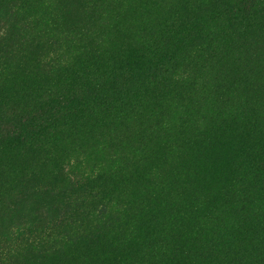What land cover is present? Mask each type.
<instances>
[{"label": "trees", "instance_id": "trees-1", "mask_svg": "<svg viewBox=\"0 0 264 264\" xmlns=\"http://www.w3.org/2000/svg\"><path fill=\"white\" fill-rule=\"evenodd\" d=\"M29 1L0 0V28L3 29H0V198L3 196L0 234L9 232L6 226L10 217L24 215L26 208L27 212H32L25 215L26 220L16 224L20 230L17 244L2 246L0 243V264H34L38 254L56 256L64 262L66 257L69 259L75 242L76 247L111 217L123 216L129 206L126 202L136 201L131 199V189L138 163L132 176L116 153L106 151L109 141H101V145L87 148L85 153L82 148L73 151L69 158L61 159L63 165L69 164V169L58 168V147L65 140L62 137L68 128L63 127L70 125L69 136L83 127L90 126L93 132L97 131L105 123H113L112 119L119 122L113 123L111 130L115 134L121 132L122 121L140 128L137 110L144 109L145 97L158 89L159 94L166 90L178 94L175 110L182 113L180 118L185 119V114L192 117L186 110L189 91L203 80L195 75V66L204 50L196 41L205 36V28L219 32L245 27L250 22V18L238 13L237 0H208L196 11L194 4L188 5L186 15L180 16L176 11L157 36L149 37L140 32L136 40L116 44L107 30V22L111 25L110 11L97 8L106 6L107 2L103 5L98 0H87L71 26L69 18L73 13L66 15L60 9L51 12V3L46 0L47 7L43 5L35 15L27 12L32 4V0ZM63 5L71 12L76 10L72 0ZM132 7L129 5L127 10ZM42 8L46 11L44 14ZM117 10L119 12V7ZM107 52L118 53L112 64L92 62ZM155 104L148 108L153 115L161 116L163 108ZM207 107L195 121L186 125L189 134L208 131L207 137H174L170 145L171 161L157 165L155 169H159V173L154 171L155 176L161 175V169L171 168V173L163 174L189 178L186 183L200 181L198 185L219 183L228 164L239 155V148L242 155L235 162L237 166L249 164L256 172L261 171L264 164L261 148L244 146V142L239 145L236 140H230L232 137H218L222 123L217 117L218 108L211 103ZM163 127L172 131L174 125L165 122ZM137 131L145 132L143 127ZM155 133L159 137L160 129ZM147 140H142V144L147 146ZM190 167H194L191 174L187 171ZM9 169L15 173L3 182L2 177ZM48 170L53 174L46 176ZM177 170L179 174L174 175ZM244 179L231 181L226 194L245 189L248 183ZM249 182L255 181L252 178ZM210 195L211 191L207 197ZM42 200L48 201V205ZM192 209L198 211L200 205ZM260 212L263 217L264 209ZM186 219L185 212L172 215L159 234L166 240L164 245L156 241L145 243L139 260L120 254L114 264H171L179 256L211 264L223 250L206 252L199 261L203 249L187 253L179 241L172 240V235ZM225 221L221 230L233 233L241 227V218ZM205 222L204 219L199 225L205 226ZM121 229L132 234L139 230V225L137 220L124 218ZM192 234L198 240L204 237L203 230L193 229ZM249 264H264V251Z\"/></svg>", "mask_w": 264, "mask_h": 264}, {"label": "rangeland", "instance_id": "rangeland-1", "mask_svg": "<svg viewBox=\"0 0 264 264\" xmlns=\"http://www.w3.org/2000/svg\"><path fill=\"white\" fill-rule=\"evenodd\" d=\"M45 1L32 0L27 12L37 15V11H41L43 5L47 7ZM47 1L51 3L49 4L52 7L51 12H57L60 9V12L66 15L73 13L69 18L72 26V21L79 18L78 10L87 0H72L76 7L74 12L67 10L63 5L64 2L70 3L71 0ZM98 1L103 2V5L107 2L105 8L101 6L97 8L110 11L111 25L107 22L109 27L107 30L113 42L118 44L136 40L140 32L149 37L157 36L162 33L163 24L176 11L180 12V16L186 15L185 8L188 5L194 4V11H196L201 9L208 0ZM236 2L238 13L250 18L247 26L218 30L219 32L205 28V36L196 41L197 44L204 46L198 64L195 66V75L203 80L189 91L191 95L186 110H189L192 117L185 114V119L182 117L183 121L180 118L182 113L175 110L178 107L176 104L178 94L169 90L159 94L158 89L153 95L149 93L145 97L143 101L146 107L137 110L139 127H143L146 133L137 131L140 128L129 126L122 121L121 132L115 134L114 130H111L113 123L119 122L114 119H112L113 123H105L97 131L93 132L90 126L83 127L74 131L71 136L68 133L71 130L70 125L62 128L68 127L62 137V140H65L58 147L60 151L59 159H57L60 164L58 168L62 166L66 171L69 169V164L65 162L63 165L62 160L63 157L69 158L68 155H72L73 151L82 148L85 153L87 148H96L101 145V141H109L106 151L116 153L117 159L131 171L132 176V170L136 162L138 163L135 172L137 176L131 189L133 196L131 199L136 201L126 202L129 206L125 209L123 216L111 217L108 223L96 228L76 247L75 242L69 259L66 257L64 262H60L56 256L44 257L38 254L34 258L36 260L34 264H114L115 258L120 254L139 260L148 243L152 241L163 245L166 243V240L159 235L164 223L166 220H171L172 215L183 212L187 219L174 232L172 240L179 241L187 249V253H191L196 248L203 249L204 251L198 257L199 261L206 252L218 253L222 250L223 252L214 257L211 264H249L261 257L264 251V216L260 217V209H264V164L260 172H256L255 168L249 164L238 167L235 162L242 155L239 148V155L228 164L225 176L219 183L198 185L200 181L186 183L189 178L184 180L185 178L180 179L163 174L171 173V168L161 169L159 177L153 174L154 171L159 173V169H155L158 168L157 165L163 166L166 161H171L170 145L174 137L175 139L188 136L194 138L195 135L207 137L208 131L189 134L186 125L191 120L195 121L199 114L201 115L208 108V103L217 107V113L220 114L217 116L222 122L221 129L217 133L218 137H232L230 140H236L239 145L244 142V146H258L264 152V0H237ZM129 5L133 7L127 10ZM116 6L119 7V12ZM42 12L43 14L46 12L44 8ZM49 13H46L45 17ZM85 16L86 12H84ZM69 27L67 25V28ZM0 29L3 31L2 28ZM45 49L47 50V47ZM117 58L118 53L107 52L101 59H92V62L109 65ZM201 68L204 70L202 71ZM157 94L159 96L154 97ZM157 98L161 100L158 101ZM155 103L163 108L161 116L153 115L149 110ZM192 108H195L196 112ZM165 122L174 125L172 131L161 128ZM159 129L161 133L158 137L155 131ZM144 139H148L147 146L142 144ZM154 155L159 157H153ZM108 158L111 159V157ZM114 158L116 160L115 156ZM184 161L187 162V159ZM247 161L251 163L250 159ZM141 162L146 163L141 164ZM55 165L58 164L55 163ZM194 167L188 168L187 171H193ZM14 173L13 169H9V172L3 175L2 181L4 182ZM52 174L49 170L46 172V176ZM178 174V170L174 172V175ZM111 177L109 175L107 179L110 180ZM242 177H245L244 180L248 183L244 185L245 189H241V192L226 194L225 190L231 181ZM252 178L255 182L250 184L249 180ZM112 181L117 186L115 178ZM11 189L7 190L6 194L10 193ZM209 191L211 195L207 197ZM42 201L48 205V201ZM195 205H200V210L192 209L191 211V207ZM27 211L26 208L22 212L24 215L16 218L12 216L8 219L6 227L9 232L0 234L2 246L18 243L17 235L20 230L17 229L16 224L26 220V214L32 213ZM124 218L127 221L128 219L137 220L139 230L130 234L121 229ZM236 218L242 220L241 227L237 231L231 233L230 230L220 229V226L226 224L225 220L230 219L234 222ZM204 219L205 226L199 225V222ZM192 228L203 230L204 237L201 240L196 239L192 234ZM145 243L147 244L144 246ZM74 251L75 256H73ZM184 257L179 256L171 264H205L198 263L197 259L185 260ZM71 258L72 260L68 263Z\"/></svg>", "mask_w": 264, "mask_h": 264}]
</instances>
